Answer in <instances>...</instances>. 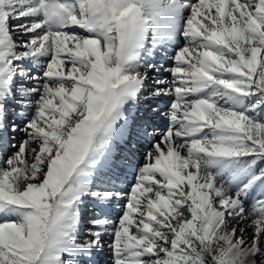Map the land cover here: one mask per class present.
<instances>
[{
  "label": "snow or ice",
  "instance_id": "6c2138e0",
  "mask_svg": "<svg viewBox=\"0 0 264 264\" xmlns=\"http://www.w3.org/2000/svg\"><path fill=\"white\" fill-rule=\"evenodd\" d=\"M0 264H264V0H0Z\"/></svg>",
  "mask_w": 264,
  "mask_h": 264
},
{
  "label": "rangeland",
  "instance_id": "374dc122",
  "mask_svg": "<svg viewBox=\"0 0 264 264\" xmlns=\"http://www.w3.org/2000/svg\"><path fill=\"white\" fill-rule=\"evenodd\" d=\"M153 122L156 123V124H159L160 126H163V122L160 121L159 119L153 117Z\"/></svg>",
  "mask_w": 264,
  "mask_h": 264
}]
</instances>
